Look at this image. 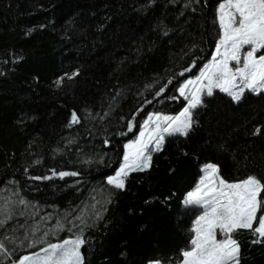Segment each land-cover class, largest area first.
<instances>
[{
  "label": "trees",
  "instance_id": "trees-1",
  "mask_svg": "<svg viewBox=\"0 0 264 264\" xmlns=\"http://www.w3.org/2000/svg\"><path fill=\"white\" fill-rule=\"evenodd\" d=\"M221 2L0 0V194L22 197L39 213L15 208L0 228L15 239L4 241L0 264L74 238L80 229L69 221L79 224L82 213L90 225L84 264H179L202 212L185 200L203 165H217L229 182L250 175L264 182V92L247 91L237 103L217 90L203 96L187 136L166 135L162 150L151 152L150 168L131 172L123 190L107 184L148 115L186 107L178 88L210 62ZM73 112L80 123L69 127ZM61 171L78 175H53ZM42 217L49 219L38 232L19 227ZM58 221L62 231L29 247ZM233 238L240 264H264V243H252L251 232Z\"/></svg>",
  "mask_w": 264,
  "mask_h": 264
},
{
  "label": "snow or ice",
  "instance_id": "snow-or-ice-1",
  "mask_svg": "<svg viewBox=\"0 0 264 264\" xmlns=\"http://www.w3.org/2000/svg\"><path fill=\"white\" fill-rule=\"evenodd\" d=\"M217 22L219 37L211 61L195 80L189 79L178 88L179 96L188 102L187 106L175 117L156 113L148 115L139 137L125 145L123 164L114 176L107 179V184L123 190L125 180L131 172L144 171L151 167L150 150L161 151L165 135L187 136L194 123L193 110L202 105L204 94L212 96L213 90L219 89L238 103L245 90L255 94L264 92V0H223L218 5ZM184 71L191 69L186 68ZM61 82L62 78L57 84ZM107 115L108 113L104 114L105 117ZM79 123L80 118L73 112L68 126ZM128 130L132 131L131 122ZM260 131L257 128L254 134L258 135ZM202 171L203 178L196 189L187 195L185 204L199 205L203 212L195 221L190 247L182 250V260L179 264H240V245L233 238L234 233L247 230L255 237L252 243H264V212H261L264 207V198L261 196L264 193V182L253 175L229 182L219 175V168L211 163L205 165ZM53 175L63 179L66 176H77L78 173L61 171L58 174L53 172ZM13 194L19 195L18 192ZM21 205L23 210L19 212L20 216L33 217L39 214L38 211H28L30 207L35 206L29 205L24 198L13 201L10 197L0 194V228L16 215L15 208ZM69 215L71 213H66L64 220H67ZM48 219L49 217H42L41 223L28 226L25 222L19 227L35 233L40 231L41 224ZM75 220L80 223L69 221L72 228L80 229L74 238L64 239L60 243H48L41 252L24 256L19 264H84L81 249L86 240L83 231L90 225L83 213ZM63 229V221H58L54 230H46L39 240L33 239L29 247L44 243L50 232L58 233ZM71 230L70 228L69 231ZM218 233L221 239L217 238ZM24 239L28 240L30 237L25 235ZM5 240L15 243V239L0 236V254L7 255ZM152 264L160 262L155 261Z\"/></svg>",
  "mask_w": 264,
  "mask_h": 264
},
{
  "label": "rangeland",
  "instance_id": "rangeland-1",
  "mask_svg": "<svg viewBox=\"0 0 264 264\" xmlns=\"http://www.w3.org/2000/svg\"><path fill=\"white\" fill-rule=\"evenodd\" d=\"M213 55H214V54H213ZM210 61H211V60H210ZM202 70H203V69H202ZM199 74H200V73H199ZM199 74H197V75H195V76H193V77H191V78H189V79H193V80H195V79L199 76ZM189 79H187V80H189ZM187 80H186V81H187ZM186 81H185V82H186ZM185 82H184V83H185ZM184 83H183V84H184ZM183 84H182V85H183ZM182 85H181V86H182ZM189 90H191V86H190V89H189ZM217 90H219V89H214V90H213V94H214V92L217 91ZM247 91H250V90H245L244 94H245ZM203 96H207V95L204 94ZM203 96H202V98H203ZM186 102H187V101H186ZM187 103H188V102H187ZM186 106H187V105H186ZM194 110H195V109H194ZM194 110H193V112H194ZM181 111H182V110H181ZM181 111H180V112H181ZM180 112H178V113H176V114H162V115L173 116V117H175V116H178V115L180 114ZM156 114H157V113H156ZM150 115H151V114H150ZM146 119H147V118H146ZM146 119H145V120H146ZM145 120H144V121H145ZM143 123H144V122H143ZM142 125H143V124H142ZM191 129H192V128H191ZM142 130H143V128H142V126H141V130H140V131H142ZM138 137H139V134H138L133 140L137 139ZM165 137H166V135H165ZM133 140H131L130 142H132ZM130 142H128V143H130ZM164 142H165V138H164ZM164 142H163V144H164ZM128 143H127V144H128ZM162 146H163V145H162ZM151 152H152V151L150 150V153H151ZM122 164H123V163H122ZM206 165H207V164H206ZM214 165H215V164H214ZM204 166H205V165L202 166L201 171H202V169L204 168ZM216 166H217V165H216ZM217 167H218V166H217ZM218 168H219V167H218ZM203 175H204V173H203V171H202L199 181L203 178ZM219 175H220V170H219ZM220 176H221V175H220ZM199 181H198V184H199ZM198 184H197V186H198ZM195 189H196V188H195ZM195 189H194V190H195ZM194 190H193V191H194ZM193 191H192V192H193ZM195 206L200 207L199 205H195ZM200 208H201V207H200ZM201 209H202V208H201ZM202 212H203V209H202ZM202 212H201V214H202ZM201 214H200V215H201ZM259 215H260V213H258V216H259ZM198 217H199V216H198ZM194 227H195V223H194ZM217 238H218V239H221L219 233L217 234ZM28 256H30V255H28ZM153 262H155V261H153ZM159 262H160V264H164V263H162L161 261H159ZM12 264H19V262H18V263H12ZM150 264H152V262H151Z\"/></svg>",
  "mask_w": 264,
  "mask_h": 264
}]
</instances>
